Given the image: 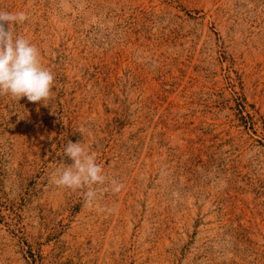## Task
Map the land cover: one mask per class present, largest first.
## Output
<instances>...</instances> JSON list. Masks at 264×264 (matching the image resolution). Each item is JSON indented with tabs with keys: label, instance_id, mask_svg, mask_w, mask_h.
Here are the masks:
<instances>
[{
	"label": "rangeland",
	"instance_id": "rangeland-1",
	"mask_svg": "<svg viewBox=\"0 0 264 264\" xmlns=\"http://www.w3.org/2000/svg\"><path fill=\"white\" fill-rule=\"evenodd\" d=\"M0 10L55 77L0 95V264H264V0ZM68 141L121 191L54 184Z\"/></svg>",
	"mask_w": 264,
	"mask_h": 264
},
{
	"label": "clouds",
	"instance_id": "clouds-1",
	"mask_svg": "<svg viewBox=\"0 0 264 264\" xmlns=\"http://www.w3.org/2000/svg\"><path fill=\"white\" fill-rule=\"evenodd\" d=\"M27 19L24 11L0 10V95H10L16 100L27 97L30 102L43 101L47 106L53 96L54 73L42 64L39 49L27 38L15 36L13 32L15 24ZM63 155L73 163H62L53 183L73 190L87 189L83 192L86 206L93 207L97 200L99 193L95 186L110 185L111 191L117 193L123 188L122 183L109 179L96 162V154L82 142L68 141Z\"/></svg>",
	"mask_w": 264,
	"mask_h": 264
}]
</instances>
